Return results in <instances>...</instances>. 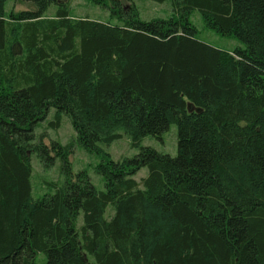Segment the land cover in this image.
<instances>
[{"label": "trees", "instance_id": "obj_1", "mask_svg": "<svg viewBox=\"0 0 264 264\" xmlns=\"http://www.w3.org/2000/svg\"><path fill=\"white\" fill-rule=\"evenodd\" d=\"M6 1L0 264H39L38 252L45 264H264V0H170L172 15L151 19L121 0H93L117 22L76 16L67 0L9 13ZM195 9L243 45L200 39ZM50 107L48 125L66 113L85 148L101 153L97 142L121 127L138 152L101 153L98 189L85 169L72 171L71 142L35 139ZM172 123L174 155L140 145ZM30 151L45 166L61 160L63 180L37 197Z\"/></svg>", "mask_w": 264, "mask_h": 264}, {"label": "rangeland", "instance_id": "obj_2", "mask_svg": "<svg viewBox=\"0 0 264 264\" xmlns=\"http://www.w3.org/2000/svg\"><path fill=\"white\" fill-rule=\"evenodd\" d=\"M71 11L76 16L88 15L91 18H99L117 22L115 17L110 15L108 7L102 6L93 0H67ZM122 4H133L137 7L139 16L143 19H151L154 17H168L172 15V5L170 0H121ZM35 4L32 0H7L5 4L6 13L11 10L34 8ZM55 5L51 4L47 10V14H52ZM190 20L197 28V35L200 39L207 41L217 47L231 50L236 46L243 45L242 42L233 35H226L208 27L201 17L198 10H193L190 13ZM12 48L15 53L21 52V46L18 42L12 43ZM55 112L54 107H50L44 119L38 122L34 127L35 139H38L39 134L45 132L44 141L50 144L51 140H57L61 143L71 142L72 151L70 153V162L72 171L85 169L98 189L104 188V180L102 175L96 172L95 167L101 162V153H107L113 160H122L124 157L132 156L138 152L139 146L131 143L129 134L121 127L115 131L120 132L121 136L113 139L110 143L98 141L97 146L100 152H95L85 148L78 140L77 132L73 127L71 119L66 113L61 114L60 124L54 128L48 125V121L53 119ZM140 145H150L151 147L168 152L172 155L176 153V125L174 123L161 134V138L154 135H145L140 140ZM32 173H31V194L37 197L46 191L53 189L51 182L63 180L61 172V160L59 157L50 166H45L37 156L35 151H30ZM147 166H142L137 169L132 176L140 180L147 173ZM81 222V215L78 217ZM39 264H45L44 252H38L36 256Z\"/></svg>", "mask_w": 264, "mask_h": 264}, {"label": "water", "instance_id": "obj_3", "mask_svg": "<svg viewBox=\"0 0 264 264\" xmlns=\"http://www.w3.org/2000/svg\"><path fill=\"white\" fill-rule=\"evenodd\" d=\"M189 105H190V107H189L190 109L194 108V106H193V105H191V104H189Z\"/></svg>", "mask_w": 264, "mask_h": 264}]
</instances>
